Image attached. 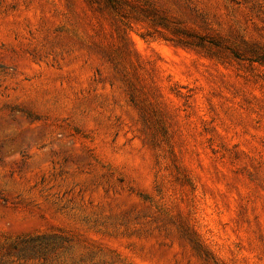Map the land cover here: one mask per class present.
I'll return each instance as SVG.
<instances>
[{"label":"rangeland","instance_id":"1","mask_svg":"<svg viewBox=\"0 0 264 264\" xmlns=\"http://www.w3.org/2000/svg\"><path fill=\"white\" fill-rule=\"evenodd\" d=\"M0 264H264V0H0Z\"/></svg>","mask_w":264,"mask_h":264}]
</instances>
